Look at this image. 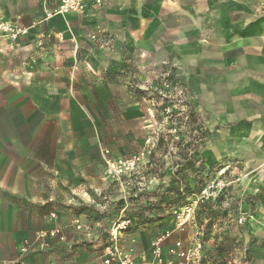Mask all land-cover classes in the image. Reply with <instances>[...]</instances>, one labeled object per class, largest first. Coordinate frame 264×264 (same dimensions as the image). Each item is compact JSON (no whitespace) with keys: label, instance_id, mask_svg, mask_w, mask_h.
Masks as SVG:
<instances>
[{"label":"rangeland","instance_id":"rangeland-1","mask_svg":"<svg viewBox=\"0 0 264 264\" xmlns=\"http://www.w3.org/2000/svg\"><path fill=\"white\" fill-rule=\"evenodd\" d=\"M61 5L0 0V83L17 82L21 115L34 113L36 159L46 161L35 176L65 194L55 195L63 216L82 213L84 232L100 238L119 228L135 252L166 234L193 252V264H264V241L250 225L264 158L248 155H264V140L237 110L251 105V70L237 50L264 0H146L144 28L130 22L124 37L89 17L95 6ZM189 109L210 135L179 164L177 141L196 130L169 112ZM185 207L194 217L179 229L174 211Z\"/></svg>","mask_w":264,"mask_h":264},{"label":"crops","instance_id":"crops-1","mask_svg":"<svg viewBox=\"0 0 264 264\" xmlns=\"http://www.w3.org/2000/svg\"><path fill=\"white\" fill-rule=\"evenodd\" d=\"M145 2L146 0H108L107 6L100 10L96 16L91 14L89 17L92 19L102 17L106 25L110 26L119 36L124 37L125 34L130 35L127 31L130 22H134L135 28L141 30L144 28L141 20L143 16L138 9ZM35 9L36 6L33 11ZM89 12L88 14H90ZM131 14H136V16L133 17ZM243 26L245 23H241L240 29ZM147 27L146 19L145 29ZM240 29L239 31H241ZM250 30L246 28L247 37L250 38L243 39L239 48L237 47V52H242L241 68H250L251 70V91L247 92L250 96L246 97L251 101V105L248 109L238 108L237 110L241 115L252 116L254 123L251 133L262 135L264 140V14L252 18ZM68 34V31L64 32V35ZM244 42L250 45V62L243 58V53L247 52L245 50L247 47L242 44ZM3 85L10 88L5 91ZM17 85V82L0 83V264L16 261L20 246L25 240L34 239L41 232L49 230L57 224L63 227L65 240L55 238L51 241L50 249L28 254L26 264H103L104 251L110 244V239L100 238L93 230L91 233H85L86 230L82 223L87 220L82 213L77 212L78 214L72 215V218H65L58 208V200L55 198V195L61 197L64 193L51 192L47 187L50 183L47 184L45 181L46 176H35V164L46 165V161L36 159V131L32 128L34 113L27 112L28 114L21 115L24 111L21 113L20 88ZM42 89L46 93L43 94V99L46 96L49 98L45 84ZM27 99L28 109L31 108V112H34L35 98L31 96ZM55 107H52L51 111ZM40 109L44 114H48V109L45 107H40ZM55 109L57 110L58 107ZM46 117L51 119V112ZM256 122L263 124H256ZM240 135L241 131L235 133L236 137ZM248 155L256 162L257 159L260 161L264 158V155L255 149H250ZM259 190L260 188L257 189V192ZM262 190L258 195V210L250 220L252 232L258 243L264 241V186ZM53 212L57 214V218L51 217ZM75 218L82 224L80 230H76L77 224L75 227L71 224ZM123 237L122 235V248L135 250L132 247L134 242H126ZM171 243L165 241V251ZM151 247L152 242L147 249H137L134 264H156L151 255Z\"/></svg>","mask_w":264,"mask_h":264},{"label":"built area","instance_id":"built-area-1","mask_svg":"<svg viewBox=\"0 0 264 264\" xmlns=\"http://www.w3.org/2000/svg\"><path fill=\"white\" fill-rule=\"evenodd\" d=\"M107 4V0H62L61 12L68 10L84 9V7L93 5L102 10ZM193 211L191 207L181 208L174 211L176 225L179 229H185L193 220ZM52 218H57L55 212L51 213ZM126 222H123L122 229ZM117 228L111 232L110 244L106 247L103 256V264H134L136 260L135 250H126L122 248V232ZM169 235H163L152 242L151 255L156 264H193L195 255L190 249L184 247L182 240H174L168 247L164 243ZM55 238L65 240L63 227L60 224L55 225L49 230H45L34 239L25 240L19 250V256L16 261L9 264H26V256L30 253L48 250L51 247V241ZM200 247V245H198ZM164 255H166L164 257ZM146 258V257H144Z\"/></svg>","mask_w":264,"mask_h":264},{"label":"trees","instance_id":"trees-1","mask_svg":"<svg viewBox=\"0 0 264 264\" xmlns=\"http://www.w3.org/2000/svg\"><path fill=\"white\" fill-rule=\"evenodd\" d=\"M186 107V106H185ZM188 107V106H187ZM186 111V110H185ZM174 114L175 116H178L179 124L181 125H188L193 126V129L196 130L193 132L191 129H186L184 132H182L181 137L179 138V141H177L178 146V162L179 164H185L188 160H190L197 147L198 144L207 136L210 135V132L205 130L204 126L195 124V112L194 110H187L186 112H183L182 110H179L177 112L172 111L169 112ZM187 118V121L184 119ZM196 133V134H194Z\"/></svg>","mask_w":264,"mask_h":264}]
</instances>
